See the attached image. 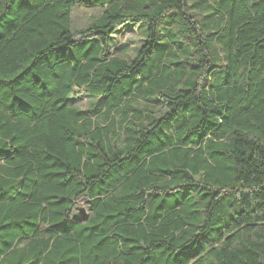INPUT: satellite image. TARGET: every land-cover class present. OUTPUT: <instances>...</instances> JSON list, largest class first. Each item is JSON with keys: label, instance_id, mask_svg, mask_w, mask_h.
<instances>
[{"label": "trees", "instance_id": "obj_1", "mask_svg": "<svg viewBox=\"0 0 264 264\" xmlns=\"http://www.w3.org/2000/svg\"><path fill=\"white\" fill-rule=\"evenodd\" d=\"M0 264H264V0H0Z\"/></svg>", "mask_w": 264, "mask_h": 264}, {"label": "rangeland", "instance_id": "obj_2", "mask_svg": "<svg viewBox=\"0 0 264 264\" xmlns=\"http://www.w3.org/2000/svg\"><path fill=\"white\" fill-rule=\"evenodd\" d=\"M146 28L147 26L144 23H138L137 25L127 24L122 26L113 36L114 53L126 58L134 55L136 49L147 39ZM79 95V97L75 98V105H78L81 108L92 107L95 102L94 97L86 96L83 93H80Z\"/></svg>", "mask_w": 264, "mask_h": 264}]
</instances>
